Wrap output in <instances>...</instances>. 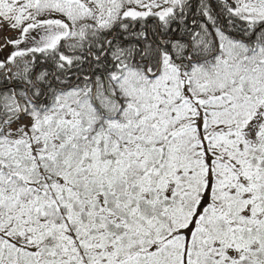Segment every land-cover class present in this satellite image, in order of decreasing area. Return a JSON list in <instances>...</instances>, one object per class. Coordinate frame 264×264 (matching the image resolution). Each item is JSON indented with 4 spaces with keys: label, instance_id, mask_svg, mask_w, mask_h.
<instances>
[{
    "label": "snow or ice",
    "instance_id": "6c2138e0",
    "mask_svg": "<svg viewBox=\"0 0 264 264\" xmlns=\"http://www.w3.org/2000/svg\"><path fill=\"white\" fill-rule=\"evenodd\" d=\"M0 264H264V0H0Z\"/></svg>",
    "mask_w": 264,
    "mask_h": 264
}]
</instances>
